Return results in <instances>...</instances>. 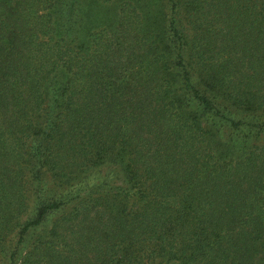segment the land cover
Segmentation results:
<instances>
[{"label":"trees","instance_id":"trees-1","mask_svg":"<svg viewBox=\"0 0 264 264\" xmlns=\"http://www.w3.org/2000/svg\"><path fill=\"white\" fill-rule=\"evenodd\" d=\"M0 259L264 264V0H0Z\"/></svg>","mask_w":264,"mask_h":264},{"label":"rangeland","instance_id":"rangeland-1","mask_svg":"<svg viewBox=\"0 0 264 264\" xmlns=\"http://www.w3.org/2000/svg\"><path fill=\"white\" fill-rule=\"evenodd\" d=\"M11 237L13 238V236H11ZM0 264H4V260L0 259Z\"/></svg>","mask_w":264,"mask_h":264}]
</instances>
